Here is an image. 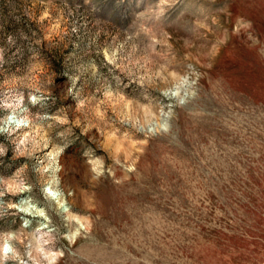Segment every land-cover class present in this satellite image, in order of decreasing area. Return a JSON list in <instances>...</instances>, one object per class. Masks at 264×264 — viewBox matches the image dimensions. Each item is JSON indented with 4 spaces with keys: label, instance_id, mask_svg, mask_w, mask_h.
I'll list each match as a JSON object with an SVG mask.
<instances>
[{
    "label": "rangeland",
    "instance_id": "1",
    "mask_svg": "<svg viewBox=\"0 0 264 264\" xmlns=\"http://www.w3.org/2000/svg\"><path fill=\"white\" fill-rule=\"evenodd\" d=\"M0 185V264H264V0H0Z\"/></svg>",
    "mask_w": 264,
    "mask_h": 264
},
{
    "label": "built area",
    "instance_id": "2",
    "mask_svg": "<svg viewBox=\"0 0 264 264\" xmlns=\"http://www.w3.org/2000/svg\"><path fill=\"white\" fill-rule=\"evenodd\" d=\"M18 121L21 122L20 125H22V126H24V123H26V122H27V124H29V119L27 116L26 117L20 116V119ZM23 121H26V122H23ZM0 188H1V185H0Z\"/></svg>",
    "mask_w": 264,
    "mask_h": 264
}]
</instances>
